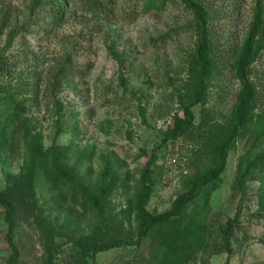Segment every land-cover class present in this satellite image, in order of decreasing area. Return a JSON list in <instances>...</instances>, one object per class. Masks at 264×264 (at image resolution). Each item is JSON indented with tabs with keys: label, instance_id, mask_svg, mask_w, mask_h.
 Returning <instances> with one entry per match:
<instances>
[{
	"label": "rangeland",
	"instance_id": "1",
	"mask_svg": "<svg viewBox=\"0 0 264 264\" xmlns=\"http://www.w3.org/2000/svg\"><path fill=\"white\" fill-rule=\"evenodd\" d=\"M101 1L109 4L110 21L87 15L76 2L66 20L53 29L46 27L50 18L44 12L30 15V0L13 4L14 25L25 27L6 53L15 68L9 82L29 90L41 86L38 100L27 92L20 95L26 117L41 133L46 149L71 147L61 161L86 182L71 191L69 184L52 185L41 178L34 191L27 192L21 178L25 143L21 135L17 137L15 155L0 160V193L16 205V264H225L223 229L236 217L230 264H264V171H251L243 184L237 172L241 157L254 158L264 150L260 124L242 133L228 152L218 181L200 192L179 223L155 228L139 245L101 252L85 261L84 242L92 234L99 243L137 240L141 227L137 202L153 151L147 207L152 214L170 210L192 181L213 167L198 141L180 137L163 143L175 115L183 111L177 90L188 77V55L197 42L191 11L183 0H168L163 9L149 11L142 0ZM205 1L231 15L215 23L220 45L241 44L256 0ZM86 24L98 27L97 31L91 33ZM6 46L2 36L0 50ZM113 51L125 54L123 65ZM68 54H74L79 75L68 78L56 95H45L47 72L56 58ZM3 79L9 83L6 76ZM254 79L263 90L260 110L264 112V57L255 65ZM240 88L229 67L214 80L207 107L220 123H227ZM194 110L198 124L200 108ZM107 166L113 175L105 180L102 172ZM105 182L112 186L103 198L100 186ZM87 194L100 196L102 211L85 200ZM5 216L6 208L0 205V264H8L13 255ZM163 241L167 244L161 247Z\"/></svg>",
	"mask_w": 264,
	"mask_h": 264
},
{
	"label": "trees",
	"instance_id": "2",
	"mask_svg": "<svg viewBox=\"0 0 264 264\" xmlns=\"http://www.w3.org/2000/svg\"><path fill=\"white\" fill-rule=\"evenodd\" d=\"M14 1L0 0V39L3 36L6 37L7 41L5 50H0V160L6 159L4 155H9V157L15 155L17 137L21 135V139L25 143L26 155L25 164L21 168V178L26 191L33 192L41 178L52 185H58L61 181L71 185V191H77L81 185L86 183L84 177L77 174L73 167H66L61 161L64 155L71 150V147L52 146L46 149L41 133L31 126L29 118L26 117L25 101L20 100V95L26 92L35 95L36 100H38L37 94L40 93L41 86L37 85L33 90H29L23 84L16 86L9 82L13 80L12 72L15 68L6 53L16 38L23 33L25 27V25L21 27L19 24L14 25L13 23ZM142 1L146 11L153 8L161 10L168 2V0ZM76 2L80 3V11L88 12L87 15L90 14L99 21L111 20L109 4L101 0H30V15L44 12L50 18L46 27L53 29L66 20ZM183 2L193 15L191 26L197 35V42L193 52L188 55V77L182 88L177 90L183 109L182 115H175L174 124L168 130L163 143L169 139L180 137L198 141L202 147H205L204 151H207L209 163L213 167L203 176L192 181L189 190L176 199L170 210L161 214H152L147 207L152 196V188L148 184V179L156 158V151H153L152 158L144 172L142 191L137 202V209L141 218L137 240L123 238L99 243L96 236L92 234L84 242L86 249L84 248L83 254L87 263L89 257H94L98 253L141 244L155 228H162L173 221L179 223L188 206L196 201L200 192L209 185H215L218 181L226 168L228 152L235 146L242 133L255 124L264 127V112L260 110L263 90L259 88L254 79L255 65L264 57V0H256L253 19L243 42L229 48L220 45L221 36L219 31L215 29V23H219L231 15L226 10L209 7L205 0H183ZM231 6L234 7V2ZM76 13L78 14L79 11ZM84 27H89L88 30L91 33L94 30L97 31L98 28L90 27L89 24ZM82 35H85L84 31ZM112 54L123 65L125 54L117 51H113ZM28 57L33 56L29 55ZM227 67L231 68V72L240 83L241 88L229 119L226 124H223L219 122L207 105L214 80ZM47 73L44 93L45 95L47 92L56 95L66 85L68 78H75L79 75L74 54L56 58L54 67ZM121 75L123 78V74ZM5 76L8 84L2 81ZM53 101L57 106L61 105L59 101L54 99ZM195 107L200 108V122L198 124H196ZM259 131V133H264L262 129ZM198 151L201 152L202 150ZM256 169L264 171V150L254 158L241 157L237 171L239 182L243 184L244 180L251 175L250 172ZM111 175H113L112 169L107 166L102 172V177L108 180ZM111 186L109 182L100 186L103 198L109 196ZM84 198L86 201H92L101 211L103 210L100 205V196L95 197L87 194ZM262 199H264V194ZM261 204L264 210V200ZM0 205L6 208L5 220L8 223L6 240L13 252L8 264H16L19 260L18 249L14 241L16 205L6 193H0ZM237 221V217L229 219L225 229H223L224 246L228 254L225 264H230L234 252L232 239L236 231ZM166 244L167 241H163L161 247Z\"/></svg>",
	"mask_w": 264,
	"mask_h": 264
}]
</instances>
